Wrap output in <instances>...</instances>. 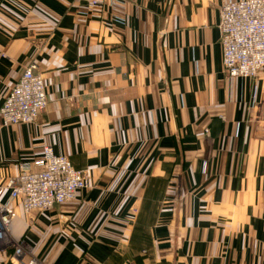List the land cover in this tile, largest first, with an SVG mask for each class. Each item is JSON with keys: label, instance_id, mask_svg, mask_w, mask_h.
Listing matches in <instances>:
<instances>
[{"label": "crops", "instance_id": "crops-1", "mask_svg": "<svg viewBox=\"0 0 264 264\" xmlns=\"http://www.w3.org/2000/svg\"><path fill=\"white\" fill-rule=\"evenodd\" d=\"M224 1L0 0V98L34 62L48 100L0 126V183L44 145L88 181L10 201L0 264H264V69L225 72Z\"/></svg>", "mask_w": 264, "mask_h": 264}, {"label": "built area", "instance_id": "built-area-1", "mask_svg": "<svg viewBox=\"0 0 264 264\" xmlns=\"http://www.w3.org/2000/svg\"><path fill=\"white\" fill-rule=\"evenodd\" d=\"M94 7L104 0H87ZM222 65L232 77H254L264 69V0H227L219 9L217 23ZM47 96L42 74L34 62L28 63L18 80L0 98V126L33 123L44 111ZM264 127V117L262 119ZM88 187L86 173L65 155L44 145L38 156L22 160L19 173L0 183V242L6 241V228L15 215L9 205L16 200L25 212L47 211L76 198ZM8 198L4 200V196ZM24 246H13V258L21 264H37L34 258L22 260Z\"/></svg>", "mask_w": 264, "mask_h": 264}]
</instances>
